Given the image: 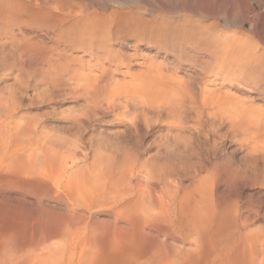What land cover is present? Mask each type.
Listing matches in <instances>:
<instances>
[{
    "label": "bare ground",
    "instance_id": "obj_1",
    "mask_svg": "<svg viewBox=\"0 0 264 264\" xmlns=\"http://www.w3.org/2000/svg\"><path fill=\"white\" fill-rule=\"evenodd\" d=\"M189 1L184 9L197 14L207 3V25L188 14L176 23L167 15L157 23L114 7L111 14H100L78 0H0V264H264V233L254 228L261 196L258 205L247 196L251 205L244 207L245 194L237 195L243 181L264 188L263 176L262 181L254 176L264 165V48L258 40L264 35L258 22L264 0ZM230 23L237 29L227 36ZM116 39L132 44L114 47ZM26 70L50 78L58 90L71 86L76 102L83 96L86 114L71 115L62 132L60 123L49 122L47 102L37 106L32 98L4 96L8 79L18 81L21 95L32 88L29 80L19 83ZM47 79L45 84L40 79L41 86ZM57 94L45 100H56ZM34 106L46 113L30 116ZM117 109L137 112L127 114H135L133 119L117 117L126 132L98 131L100 117ZM140 112L166 114L169 124L174 121L166 133L178 132L161 133V139L181 138L179 146L189 141L198 150L188 144L193 154L169 164L175 156L167 158L160 139L148 145L144 138L150 133L135 129L142 125ZM51 125L61 130L58 139L68 140L65 132L71 129L76 135L70 130L69 140L78 135L77 140L59 141ZM50 128L56 136L47 134ZM228 136L240 140L246 163L263 161L250 165L256 172L246 173L254 175L216 167L217 147ZM153 145H158L155 155L149 152ZM175 146L172 152L164 146L165 152L172 154Z\"/></svg>",
    "mask_w": 264,
    "mask_h": 264
},
{
    "label": "rangeland",
    "instance_id": "obj_2",
    "mask_svg": "<svg viewBox=\"0 0 264 264\" xmlns=\"http://www.w3.org/2000/svg\"><path fill=\"white\" fill-rule=\"evenodd\" d=\"M45 1H47L48 3L51 2V4H52V3H55L57 0H52V1H51V0H45ZM78 1L81 2V3H83V4H85V5L88 3L86 6H88V8H89L90 10H92V9L95 10V11L98 10V12L100 11V12H99L100 14H107V15H108V13L111 14V12H113L114 9H117V10H121V11H123V12H125V11L127 12V11H128V12H133L134 14L136 13V14L138 15V17H140V18H142V19H147V20H149V18L151 17L150 20L155 19V21H157V23H159V22L162 20V18L165 17L166 15H167V17H169L168 20H172V21H174V20L176 19V20L174 21V23H176L177 20H181L185 14H188L190 17L194 18V19H192V20H195V21H197V22H201V23H203V25H207V16L204 14V13L207 14V8H205V6L207 5V3H206V5H204L205 3H204V4H201V3L198 4V2H196V3H197L196 5H198V6H202V5H204V6H202V7H203V11H202L201 8H198V9H197V11L199 10V11H198V14L200 13V14H199L200 16H199V15L197 14V12H196L195 9H191V11H190V10H185V9H184V8H185V3H187L186 5H191V4H192L190 1H189V2H185L186 0H181V1H180V0H157V1H156V0H149L148 3H147V0H146V1L143 0L142 2H141V0H135L136 2L133 1V0H122V1H120V0H107V1H105V0H95V1L92 0V2H91V0H84V1H83V0H78ZM85 1H86L87 3H85ZM99 1H101V2H99ZM102 1H104V2H106V3L102 5V3H103ZM109 1H110L111 3H110ZM115 1H116V2H115ZM118 1H120V2H118ZM139 1H140L141 3H140ZM144 1H145V2H144ZM150 1H151V2H150ZM155 1H156V2H155ZM158 1H159V2H158ZM161 1H162V2L164 1L165 3H167V5H166V4H163ZM182 1H183L184 3H182ZM225 1H226L228 4H227V3H224ZM225 1L222 0L223 4H225V5H230V4H231V3H229V2H231L230 0H225ZM98 2H99V3H98ZM113 2H114V4H115V3H118V4H117V5L115 4V6H114ZM125 2H126V3H125ZM129 2H130V3H129ZM134 2H135L136 4H135ZM143 2H144V3H143ZM149 2H150V4H149ZM152 2H154V3H152ZM157 2H158V3H157ZM178 2H179V3H178ZM180 2H181L182 4H181ZM213 2H214V1H213ZM222 2H220L218 5L222 4ZM90 3H92V5H91ZM121 3H122V4H121ZM138 3H139L141 6H140ZM142 3L144 4V6H142V5H143ZM151 3H152V4H151ZM190 3H191V4H190ZM106 4H107V5H106ZM119 4H120L121 6H119ZM131 4H132V5H131ZM133 4H135L136 6L134 7ZM145 4H146V5H145ZM160 4H162V5H160ZM122 5H123V6H122ZM159 5H160V7H159ZM163 5H164V6H163ZM165 5H166V6H165ZM169 5H170V6H169ZM176 5H177L178 7H176ZM216 5H217V4H216ZM218 5H217V6H218ZM99 6H100V7H99ZM111 6H112V7H111ZM127 6H128V7H127ZM157 6H158V8H156ZM161 6H162V8H161ZM167 6H169V7H171V8H169V7H167ZM223 6H224V5H223ZM113 7H114V9L111 10V8H113ZM115 7H116V8H115ZM123 7H124V8H123ZM136 7H137V8H136ZM149 7H150V8H149ZM153 7H154L155 9H154ZM165 7H166V9H165ZM173 7H174V8H173ZM179 7H180V8H179ZM182 7H183V8H182ZM91 8H92V9H91ZM101 8H102V10H101ZM105 8H106V10H105ZM107 8H108V10H107ZM121 8H122V9H121ZM152 8H153V9H152ZM163 8H164V9H163ZM204 8H205V9H204ZM134 9H135V11H134ZM159 9H161V12H160ZM176 9H177V10H176ZM181 9H182V10H181ZM183 9H184V10H183ZM200 9H201V11H200ZM136 10H137V11H136ZM140 10H141L142 12H141ZM163 10H164L166 13H165ZM178 10H180V11H178ZM192 10H193V11H192ZM151 11H152V12H151ZM154 11H155V13H154ZM175 11H176V12H175ZM137 12H139L140 15H139V13H137ZM146 12H148V13H146ZM159 12H160V13H159ZM162 12H163V13H162ZM167 12H168V13H167ZM188 12H189V13H188ZM190 12H191L192 14H194V15H192ZM153 13H154L155 15H156L157 13L159 14V16L156 15V16H158V17H157L158 20H157L156 16H155ZM202 13H203V14H202ZM259 13H260V15H259V18H258V22L261 23V24H259V23H258V24L260 25V27H263V26H264V25H263V24H264V22H263V21H264V19H263V18H264V6H263V9H262ZM136 14H135V15H136ZM147 14H148V15H147ZM152 14H153L154 16H153ZM160 14H161V16H160ZM162 14H163V15H162ZM164 14H165V15H164ZM196 14H197V16H196ZM201 15H202V16H201ZM203 15H204V16H203ZM145 16H146V18H145ZM147 16H148V17H147ZM171 16H172V17H171ZM143 17H144V18H143ZM154 17H155V18H154ZM176 17H177L178 19H177ZM197 17H198V19L196 20L195 18H197ZM159 18H160V19H159ZM174 18H175V19H174ZM200 18H201V19H200ZM199 19H200V20H199ZM159 20H160V21H159ZM153 21H154V20H153ZM162 21H164V20H162ZM225 27H226V26H225ZM228 27H229V28H228ZM233 27H234V28H233ZM263 28H264V27H263ZM226 29H227V30H226ZM226 29L224 30V34H226L227 36H228V35H231V34L233 33V32H231V31H232V30H236V29H237V25L234 24V23H233V25H232V23H230V25H228V26L226 27ZM229 31H230V32H229ZM263 36H264V35H262V36H258V38H259L258 40H261V41H259V42H260V43H261V42L263 43L261 46L264 48V40H263L264 37H263ZM121 37H122V36H121ZM47 40H48V39H47ZM117 40H119V41H117ZM116 41H117V42H116ZM123 42H125L126 44H132V43H130L129 41H124L123 39H116V40L113 41V44L115 45L114 47H119V45H120L119 43H121V44H125V43H123ZM127 50H128V49H127ZM144 52H148L149 54H151V53H153L154 51H153V52H152V51H146V50L144 49ZM150 52H151V53H150ZM161 55H163V54H161ZM33 73H34V74H33ZM36 73H37V72L32 71V70H26L25 72H22V75H19V83H20V85L23 84V83H26L28 80L32 83V85H31L32 88H30V89L27 91V93H26L25 95H21V94H20L21 89H20V87H19V85H18V81L13 80V79H8L9 81L6 80V82L4 83V85H5L6 87L3 85V86H4L3 88H4L5 90H7L6 92H4V94H5L4 96L7 95V96H9V98H12V97H14V96H15L16 98H18V97L21 96L25 101H28V102H29V100L32 98L31 100H32V101L34 100V102L37 104V106H41L43 102H47V103H48V107H50V109L47 108L49 114L51 115V114L53 113V114L51 115L52 117L50 118L49 122H51V124L54 122L56 125H58V124L60 123V124L58 125V127H59V128L61 127L60 129H62V127H63L64 130L62 129V132H64V131H65V125H68V124L66 123V122L68 121V118H70V119L73 118V117H71V115H72V116H78L79 113H80V114H81V113H83V114L85 113V114H86V110H85V108H86V104H85L84 100L82 101V99H83L82 97H83V96L81 97L82 99H81V98H80V99H77V101H78V100H79V101L76 102V99L73 98V97H76L75 95H76L77 91H74L75 89H72L71 86H69L70 90L68 89V86H65L63 89L58 90V88L56 89L55 87H53V85L55 86V84H51V83H54L53 81H52V82H49V81H48L50 78H48V79H47V78H44L42 75H41V77H40V76H39L40 73H37V74H36ZM32 74H33V75H32ZM35 74H36V76H35ZM34 76H35L36 78H35ZM42 77L44 78V80L47 79V81H46V85H45V86H47V87L43 86V85L45 84V81L42 79ZM39 78H40L43 82H42ZM36 79H37V82L35 81ZM11 81H12V82H11ZM50 81H51V80H50ZM9 82H11V83H9ZM41 82L44 83V84H42V86H41V84H40ZM48 82H49L50 84H49ZM7 83L10 84V85L8 86ZM47 84H49L50 86H48ZM56 84H57V82H56ZM36 85H37V87H36ZM51 85H52V86H51ZM262 86H263V85L261 84L259 87H262ZM43 87H44V88H43ZM48 87H49L50 89H49ZM255 87H256V86H255ZM47 88H48L49 90H48ZM52 88H53V89H52ZM54 88H55V91H56V90H58V91H62V90H63L62 92H64V93H62V92H61V93L58 92V94H57V92L55 93V91H53ZM65 88L68 89V90L70 91V92H69L70 97L68 96L69 94H68L67 92L65 93V91H68V90H66ZM78 88H80V87H78ZM17 89H19V90L17 91ZM38 89H39V90H38ZM45 89L49 91V92L47 93L48 95L45 94V93H46ZM64 89H65V91H64ZM80 89H82V87H81ZM80 89H79V90H80ZM5 90H4V91H5ZM10 90H11V91H10ZM34 90H36V91H34ZM50 90H51L52 92H50ZM72 90H73L74 95H73V93H71ZM76 90H77V88H76ZM79 90H78V91H79ZM254 90H255V89H254ZM260 90H261V89H260ZM9 91H10V92H9ZM14 91H15V92H14ZM33 91H34V92H33ZM38 91H40V92H38ZM41 91H42V92H41ZM32 92H33V93H32ZM37 92H38V93H37ZM44 92H45V93H44ZM75 92H76V93H75ZM9 93H10V94H9ZM15 93H17V94H15ZM35 93H37L38 95H37V94L35 95ZM43 93H44L45 95H44ZM49 93H52V94H49ZM78 93H79V92H78ZM14 94H15V95H14ZM32 94H33V95H32ZM42 94H43L44 98H43ZM53 94H57L58 98H56V100H54V97H56V95L54 96ZM62 94H63V97L61 96ZM64 94H65V95H64ZM12 95H13V96H12ZM46 95H47V96H46ZM49 95L54 96V97L52 98L53 100L50 98V99H49L50 101H49V100L46 101ZM7 96H6V97H7ZM39 96H41V97H39ZM45 96H46V97H45ZM51 96H50V97H51ZM64 96H66V97H64ZM71 96H73V97H71ZM77 96H78V94H77ZM29 97H30V98H29ZM38 97H39V98H42V99L39 100ZM61 97H62V99H65L64 102H63V100L61 99ZM79 97H80V95L78 96V98H79ZM37 98H38V100H37ZM45 98H46V100H45ZM59 98H60V99H59ZM72 98H73V99H72ZM76 98H77V97H76ZM43 99H44V101H43ZM71 99H72V100H71ZM41 100H42V101H41ZM51 100H52V101H51ZM57 100H58V101H57ZM53 101H54V102H53ZM56 101H57L58 103H57ZM39 102H42V103L40 104ZM50 102H51V103H50ZM79 102L84 103L85 105L82 104V106H81V104H80ZM59 103H60V104H59ZM68 103H69V104H68ZM72 103H73V104H72ZM76 103H79V104H80V105H78V104H77V105H78V107L81 106L83 111L81 110V107L79 108V110H81V111H79L78 109H77V110L75 109ZM43 104H46V103H43ZM54 104H56V105H54ZM74 104H75V105H74ZM49 105H51V106L53 105V106L51 107V106H49ZM57 105H58V106H57ZM60 105H61V106H60ZM66 105H67L68 107H70V106H74V108H73V109L70 108V109L68 110V109L66 108V107H67ZM64 106H66V107H64ZM83 106H84L85 108H84ZM54 107H56V110H58L59 113L63 112V114H62V113H61L62 115L59 114L58 111H56ZM58 107H59V108H58ZM78 107L76 106V108H78ZM57 108H58V109H57ZM60 108H61V109H62V108L65 109V108H66V110H65V111L63 110V111H62ZM83 108H84V109H83ZM43 109H44V110H43ZM43 109H42V110H38L35 106H34L33 109L30 108L29 110H32L31 113H30V116H33V115H31V114H34V113H35V115H37V112H38V111H39V112L41 111V112H40L41 114H42V111H43V113H44V112L46 113L45 110H47V109H45V108H43ZM51 109H52V110H51ZM53 109H54V110H53ZM74 109H75L76 111H75ZM86 109H87V108H86ZM67 110H68V111H67ZM117 110H118V111H117ZM117 110H116V112L114 111L113 113H109V114H108V113H107V114L105 113V114H104L105 116L101 114L102 116H101L100 119H99L100 122L98 121V122L96 123L97 126H95L96 128L99 127L98 131H104V132H106V133H109V132H107V131L109 130V131L111 132V133H109V134H111V135H113V136H114V132H115V135H116V134H119V132L115 131V129H113V128H117V129L119 128L118 130L121 129V130H120V131H121L120 133H122V131H123V132H126V131H125L126 128L123 127L124 125H123L122 122H121V118H117V117H122V118H123L122 120H129L130 118L128 119V117H131L132 114H131L130 116H127V114H128V113L130 114L131 112H132V113H135V112H134V110H132V111L130 110V111H128V112H124L122 109H117ZM121 110H122V112L125 113V114H123V113L121 112ZM51 111H53V112H51ZM54 111H55V112H54ZM72 111H74V112H77V111H78V113H74V112H73V114H71ZM135 111H136V110H135ZM33 112H34V113H33ZM39 112H38V114H40ZM56 112H57V114L55 115L54 113H56ZM64 112H65V113H64ZM67 112H68V114L70 113V115H68L69 117H68L67 114H66ZM120 112H121V113H120ZM138 112H139V111H138ZM115 113H116L118 116H117ZM136 113H137V112H136ZM136 113H135V114H136ZM64 114H65V117H64V118L66 119V116H67V119L63 121L62 119H64V118H63ZM76 114H77V115H76ZM80 114H79V116H80ZM83 114H82V115H83ZM111 114H112L113 116H115V115H116V116L113 117ZM120 114H122L123 116H120ZM129 114H128V115H129ZM135 114H133V117H135V116H134ZM140 114H141V112H140ZM57 115H60L61 117H60V116H57ZM82 115H81V116H82ZM110 115H111L112 117H111ZM124 115L127 116V117H125V118H127V119L124 118ZM136 115H137V114H136ZM38 116H39V115H38ZM38 116H37V117H38ZM48 116H49V115H48ZM53 116H54L55 118H54ZM56 116H57V117H56ZM103 116H104V117H103ZM107 116H108L109 119L107 118ZM141 116H143V117L141 118L140 115L138 114V116H136L137 118H134V119H137V120H138V117L141 118V121H140V122L142 123L141 126H142L143 128H142L141 126H139V125H140V123H139L138 126H137L138 128H135V129L138 130L139 127H140L139 131H140V130H144L143 132H146V133H145L146 135L150 133V134L147 135V136L145 135L146 137L144 138V139H145V140H144L145 142H148V141H149V142L147 143L148 145H152V144H153V143L151 144L150 141H151V142H154V141H156V140L159 141V139H160V142L158 143V145L161 144L162 147H163V149L166 150V148H167V150H168V149L171 150V151L168 150L169 152H172V150H173V148H174L176 142H178V143H176V144H178V146H179V143H180L179 141H181V142L183 141L182 143L184 144L185 141L182 140L181 138H180V139H174V140H177V141H175L174 144H173V142H174L173 138H171V140H172L173 142H172L171 140H169L170 142L167 141L168 144H166V143H167V142H166L167 138H162V139H161V137H165V136H162L163 134H165V135H166V134H167V135L169 134L170 136L172 135V137H173V133H177V132H178V131L176 132V131H171V130H170V132L166 133V131H169V125H171V123L174 122L173 119H171L172 122H171V120H170L171 123L169 124V122H168L169 119H168V117L166 116V114H164L163 116H161L162 118L159 117L160 119H159L158 117H156V116L151 117L152 115H148V116H149V117H148L147 115H144V113L141 114ZM144 116H145V118H144ZM165 116L167 117L166 119H168V120H166V119L164 118ZM49 117H50V116H49ZM133 117H131V118L133 119ZM154 117H155V120H154ZM104 118H105V119H104ZM114 118H115V120H114ZM143 118H144V119H143ZM147 118H148V119H147ZM150 118H151V119H150ZM152 118H153V119H152ZM176 118H177V117H176ZM58 119H59L60 121H59ZM116 119H117V120H116ZM119 119H120V120H119ZM157 119H158V120H157ZM56 120H57V121H56ZM106 120H107V123H106ZM151 120H152V121H151ZM161 120H162V121H163V120L166 121V123L168 122V124L163 123L164 121L162 122ZM101 121H102V123H101ZM104 121H105V122H104ZM110 121H111L112 123H111ZM113 121H114V122H113ZM115 121H116V122H115ZM143 121H144V123H143ZM146 122H147V123H146ZM157 122H158V123H157ZM159 122H160V123H159ZM54 123H53V127H54ZM61 123H62V125H64V126H62ZM103 123H104V124H103ZM113 123H114L115 125H114ZM149 123H150V125H149ZM153 123H154V124H153ZM156 123H157V124H156ZM111 124H112V125H111ZM120 124H121V125H120ZM151 124H152V125H151ZM164 124H166V126H165ZM56 125H55V126H56ZM163 125H164L165 128L163 127ZM118 126H119V127H118ZM147 126H148V127H147ZM150 126H151V127H150ZM153 126H154V127H153ZM167 126H168V127H167ZM51 127H52V125H51ZM53 127H52V129H55V130L58 128L57 126H56L55 128H53ZM144 127H145V128H144ZM152 127H153V128H152ZM66 128H67V127H66ZM96 128H95V129H96ZM100 128H101V129H104V130H101ZM109 128H110L111 130H110ZM141 128H142V129H141ZM148 128H150V129H148ZM159 128H160V129H159ZM52 129L50 128L49 133H47V134H52V135L54 136V135H55V134H54V133H55V132H54L55 130L53 131ZM60 129H59V130H60ZM117 129H116V130H117ZM122 129H123V130H122ZM135 129H133V132L135 131ZM146 129H147V130H146ZM151 129H153V131H152ZM156 129H157V130H156ZM165 129H166V131H165ZM51 130H52V131H51ZM59 130L57 129V132H58ZM68 130H69V129H67V130H66L67 132H65V133H66V139H67V138L71 139V137H72L73 135H76V134H74L75 130H71V129H70V130H71V133L73 132V133H72V136H71V134H70V130H69V132H68ZM105 130H106V131H105ZM113 130H114V131H113ZM162 130H163V131H162ZM60 131H61V130H60ZM60 131H59V132H60ZM112 131H113V134H112ZM139 131H138V132L135 131V132H136V133H139ZM147 131H148V132H147ZM154 131H155V133H154ZM160 131H161V132H160ZM164 131H165V132H164ZM50 132H54V133H50ZM57 132H56V135H57V139H58V138H59V137H58V134H60V133H62V132H60V133H59V132L57 133ZM116 132H117V133H116ZM133 132L131 131L130 133H133ZM135 132H134V134H136ZM140 132H142V131H140ZM158 132H160V133H158ZM171 132H172V133H171ZM67 133H68V135H67ZM153 133H154V134H153ZM157 133H158V134H157ZM161 133H163V134H162L161 137H160L159 134H161ZM170 133H171V134H170ZM69 134H70V135H69ZM141 134H143V133H141ZM52 135H50V136H52ZM56 135H55V136H56ZM61 135H62V134H61ZM61 135H59V136L61 137ZM96 135H97V134H96ZM96 135H95V136H96ZM154 135H156V136L159 135L160 138L157 139L158 136L156 137V136H154ZM167 135H166V136H167ZM174 135H177V134H174ZM63 136H64V134H63ZM68 136H69V137H68ZM64 137H65V136H64ZM64 137H62V138H64ZM77 137H78V135H77ZM77 137L75 136L76 139L73 137L74 141L77 140ZM230 137H231V138H230ZM53 138L55 139L56 137H53ZM154 138H155V139H154ZM228 138H230V139H228ZM232 138H233L234 141H235V139H236L235 143H234L233 140L231 141ZM60 139H61V138H60ZM60 139H58V140L60 141ZM69 139H68V140H69ZM148 139H149V140H148ZM150 139H152L153 141L150 140ZM165 139H166V140H165ZM62 140H63V139H61V141H62ZM68 140H65V139H64L63 142H64V141H65V142L67 141V143H69ZM162 140H163V141H162ZM219 140H221V139H218V140H217V138H216L215 141H217V143L219 144V142H218ZM69 141H70V142H74V141H71V140H69ZM144 141H143V143H144L145 145H144V144H143V145H144L145 147L148 146ZM158 141H157V142H158ZM228 141H229V142H228ZM238 141H240L238 138H235L234 136H233V137H232V136H228V137L226 138V143H225L226 146H224L225 144H222L221 147H220V145L217 147V150H216L217 152H216V153H218V151H219L218 155H220V156H218L219 160L217 161V163H216L215 165H216V167H217L218 169H219V168H221V169H222V168H225V166H226L227 168L231 167V168H233V169H237V170L240 169V171L242 170L241 173H242L243 175H245V176H249V174H251V176H252V175H254V172H253V174H252V173H246V172H250V171H249V169L251 168L250 165H252V166H254V167H257V165L261 164L263 161H262V160H261V161L258 160V161H259V162L257 161L258 164L255 165L256 161H253V160L250 158L251 160L248 159V161H247L248 163H246V161H244V160H246L247 158L244 156L245 153H244L243 151L240 150L241 146H240V144H238V143H240V142H238ZM165 142H166V143H165ZM171 142H172V147H173V148H171V147L169 148V147H168V145L171 146ZM163 143H165V145H163ZM169 143H170V144H169ZM182 143H181V144H182ZM186 143H187V142H186ZM186 143H185V144H186ZM228 143H229V144H228ZM233 143H234V144H233ZM181 144H180V145H181ZM188 144H190L189 141H188V143H187L185 146H184V145H181V146L184 147V149H186L185 147H187V149L190 148V151L188 150V151L186 152V151L184 150L185 153H186L185 156H184V158H183V156H181V155L184 153V151L182 152L183 147L181 148V146H179V147H176V146H175L176 148H178V150L174 149V151H173L172 154H171V153L169 154V152H165V150H164V153H166V155H168L167 158L170 157V156H171V158H172V156H175L174 159H172V160H170L169 158L167 159V161H168V160L170 161L169 164H173L174 162H175V164H178V161H179V163L182 162V161L185 159V157L189 155V154H188L189 152H190L191 155L193 154V151H192V150L196 149V148L194 147V146H196V144L193 145L194 143L191 142V144L193 145L194 149H191V147H192V146H190L191 144H190L189 146H187ZM158 145H157L156 147H158ZM166 145H167V146H166ZM229 145H230V146H229ZM237 145H238V146H237ZM164 146H165L166 148H164ZM223 146H224V147H223ZM228 146H229V147H228ZM231 146H233V147H231ZM236 146H237L238 148H237ZM151 147H153V149L150 150L149 152H150V154L152 153V154L155 155V152H156V151H154V150H157V148H156L154 145L151 146ZM193 147H192V148H193ZM196 147H197V146H196ZM208 147H209V146H207V149H211V148H212L211 146H210L211 148H210V147L208 148ZM234 147H235V148H234ZM180 148H181V149H180ZM222 148H223V149H222ZM233 148H234L235 150H236V149H238V150L235 151ZM187 149H186V150H187ZM167 150H166V151H167ZM175 150H176V152H175ZM179 150H181L180 152H178V153H180V154L177 153V151H179ZM196 150H198V149H196ZM220 150H222V151L220 152ZM225 150H226V151H225ZM229 150H230V151H229ZM233 150H234V151H233ZM191 151H192V152H191ZM194 151H195V150H194ZM202 151H203L204 153L207 152V150H206V152H205V150H202ZM231 151H232V152H231ZM162 152H163V150H162ZM181 152H182V153H181ZM176 153L178 154V157H179V155L181 156V157H180L181 160L178 159V158H176V156H177ZM228 153H229V154H228ZM230 153L232 154V156L230 155ZM236 153H237V154H236ZM241 153H242V154H241ZM243 153H244V154H243ZM150 154H149V155H150ZM152 154H151V155H152ZM210 154L213 155V153H210ZM233 154L236 155L237 157L234 156ZM239 154H240V155H243V157L241 156L243 159H242L241 157H239V156H240ZM149 155H148V156H149ZM191 155H190V156H191ZM226 155H227V156H226ZM222 156H223V157H222ZM224 156H225V157H224ZM165 157H166V156H165ZM165 157H164V158H165ZM188 157H189V156H188ZM232 157H233V158H232ZM224 158H225V159H224ZM238 158H240V159H238ZM244 158H245V159H244ZM162 159H163V157H162ZM229 159H231V161H230ZM241 160H242V161H241ZM173 161H174V162H173ZM219 161H222V162H219ZM223 161H224V163H223ZM239 161H240V162H239ZM249 161H251V162H253V163H251V162L249 163ZM163 162H164V160H163ZM171 162H173V163H171ZM228 162H230V163H228ZM231 162H232V163H231ZM243 162H244V163H243ZM167 163H168V162H167ZM220 163H221V164H220ZM235 163H236V164H235ZM241 163H243V164H241ZM245 163L248 164V165H244ZM219 164H220L221 167L218 166ZM222 164H223V165H222ZM230 164H231V166H230ZM233 164H235L237 167H236L235 165H233ZM239 164L243 165V167H242L241 165H239ZM213 165H214V164H213ZM213 165H210V166H213ZM215 165H214V167H215ZM238 165H239V166H238ZM234 166H235V167H234ZM249 166H250V167H249ZM240 167H241V168H240ZM247 167H248V168H247ZM254 167L251 168V171H252V169H254V171L256 172V170H255L256 168H254ZM262 167L264 168V165H263V164L260 165V167L258 166V169H259V168H260V169H259V171H258L257 173H255V175H254V176H259V175H260V181H262V179L264 178V170H263ZM243 168H244V169H243ZM261 168H262V169H261ZM247 169H248V170H247ZM242 174H241V175H242ZM256 174H257V175H256ZM261 175L263 176V178H261V177H262ZM245 176H243V177H245ZM245 178H246V177H245ZM252 178H253V177H252ZM254 178H255V177H254ZM254 178H253V179H254ZM258 178H259V177H258ZM244 180H245V179H244ZM243 183H244V185H245L244 190H243V187L241 186L240 189H242V190H241L242 192L239 193V191H238V194H237V195L240 197V196H243V195L245 194V195H244L245 197L243 196V197H241L242 199L240 198V200L242 201V204H243L244 207L250 206L251 204H255L254 201H256V203H257V204H255V205H258V201H259V199H260L259 196H261V199H260V200H261V203H259V206L262 204V205H261L262 207L258 208V211H259L258 213L260 214L259 216H260L261 218L259 217L258 220H256L258 223L256 222V224H255L256 227H255V225H254V228L256 229L257 233H261V234H263V233H264V228H263V226H264V220H262V219L264 218V214H263V212H264V209H263V207H264V203H263V202H264V199H263V198H264V188H262L260 184H259V185H258V184H255V185H254L255 188H254V187L252 188V185H253V184H251V183L249 182V180L247 181V183L244 182V181H243ZM248 183H249V184H248ZM246 185H247V187H246ZM257 185L260 187V189H259L258 187H256ZM249 186H250V187H249ZM251 188H252V189H251ZM257 189H258L260 192H259ZM247 194H249V195H247ZM253 194H254V195H253ZM255 195H256L257 197H255ZM258 195H259V196H258ZM247 196H248V199H247ZM249 197H251V198H249ZM262 197H263V198H262ZM243 198H244V199H243ZM252 198L254 199L253 201H252ZM256 198H257V199H256ZM258 198H259V199H258ZM246 199H247L249 202H250L249 199H251V202H250L251 204H250ZM255 199H256V200H255ZM262 199H263V200H262ZM257 200H258V201H257ZM253 202H254V203H253ZM246 203H247V205H245ZM248 203H249V205H248ZM253 206H254V205H253ZM259 206H258V207H259ZM262 211H263V212H262ZM259 221H260V222H259ZM262 222H263V223H262ZM260 223H261V224H260ZM257 224H259L260 227H261V225H263V226L261 227L262 230L260 229V227H259ZM257 226H258V229H257ZM254 228H252V230H253ZM255 229H254V230H255ZM259 229L261 230V232H260ZM256 231H255V232H256ZM258 231H259V232H258Z\"/></svg>",
    "mask_w": 264,
    "mask_h": 264
}]
</instances>
